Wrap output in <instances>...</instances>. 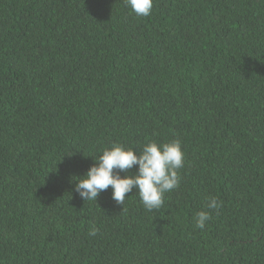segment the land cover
<instances>
[{"label": "trees", "instance_id": "16d2710c", "mask_svg": "<svg viewBox=\"0 0 264 264\" xmlns=\"http://www.w3.org/2000/svg\"><path fill=\"white\" fill-rule=\"evenodd\" d=\"M173 139L161 208L76 193L104 149ZM0 264H264V0H153L148 17L0 0Z\"/></svg>", "mask_w": 264, "mask_h": 264}, {"label": "clouds", "instance_id": "9594fccd", "mask_svg": "<svg viewBox=\"0 0 264 264\" xmlns=\"http://www.w3.org/2000/svg\"><path fill=\"white\" fill-rule=\"evenodd\" d=\"M125 5L137 16L148 17L153 10V0H124ZM185 153L179 139L159 144H145L141 151L113 144L103 150L95 163L82 177H76L75 191L84 201H97L101 192L112 188V199L124 205L127 194L136 189L140 202L148 210L159 209L164 204V195L180 186L179 170L184 167ZM138 166L134 175L128 170ZM121 173H126L121 176ZM222 202L210 198L206 210L195 214V226L203 230L212 219V211L218 210ZM98 229L93 226L89 235L95 236Z\"/></svg>", "mask_w": 264, "mask_h": 264}]
</instances>
